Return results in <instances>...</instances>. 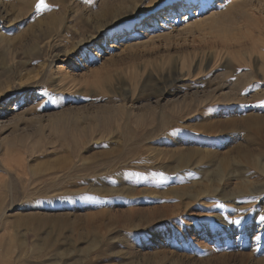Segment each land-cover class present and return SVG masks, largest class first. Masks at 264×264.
<instances>
[{
  "label": "rangeland",
  "instance_id": "obj_1",
  "mask_svg": "<svg viewBox=\"0 0 264 264\" xmlns=\"http://www.w3.org/2000/svg\"><path fill=\"white\" fill-rule=\"evenodd\" d=\"M1 1L10 12L0 22L1 264L264 261V173L217 170L214 158L246 144L248 117L264 135V0H191L188 14L179 10L186 0H139L115 25L110 11L133 0H70L71 28L53 31V48L41 46L59 3L45 0L37 13V0ZM171 8L173 21L142 23ZM210 51L201 70L159 78L174 58ZM208 91L222 100L200 104ZM176 98L182 120L171 107ZM187 149L214 153L189 154L179 167ZM26 212L58 215L64 225L39 229L52 244L35 255L27 233L19 257L16 240L25 237L14 215Z\"/></svg>",
  "mask_w": 264,
  "mask_h": 264
},
{
  "label": "bare ground",
  "instance_id": "obj_2",
  "mask_svg": "<svg viewBox=\"0 0 264 264\" xmlns=\"http://www.w3.org/2000/svg\"><path fill=\"white\" fill-rule=\"evenodd\" d=\"M10 1V0H9ZM23 2V0H21ZM33 1V0H32ZM55 2L59 3L60 6L55 9L57 11H52V12H49L50 14H52L50 17L48 15L50 14H46L48 20H46V22L48 24H50L51 28H49V33L48 35H46V37H49L44 43V45L41 46V48L45 45H49V47H52L53 45H55V37H58L59 35H54L53 34V31L56 29H58L59 31V28H64V29H69L70 30V21H71V18H72V4H71V1L70 0H54ZM70 1V2H69ZM139 0H133L130 2L129 6L127 7H119V8H116V9H113V10H108L110 11L111 15L108 17V20H107V23H111V24H114L117 23L119 20H122L125 16H126V13H129L130 12H133L135 7H136V4ZM191 0H186L183 4H180L179 5V10H185V12L188 14L191 12V8L193 6V4H191ZM244 3V2H243ZM246 3V2H245ZM22 4V3H21ZM26 4V3H25ZM24 4V5H25ZM232 4V5H231ZM230 5L232 7H234L236 4H233L231 3ZM123 5V4H122ZM239 5V4H237ZM26 6V5H25ZM34 6V5H33ZM57 6V5H56ZM241 6V5H240ZM28 9V8H27ZM178 9H173L171 8V10H167V12H169V15H167L166 11H159L157 12L156 14L150 16L149 19H147L144 23V21H142V23L146 26V24L148 23H151L149 26L153 27V26H156V23L159 21V20H164L165 22H169V21H173L174 20V17L176 14H178ZM232 13V12H231ZM8 14H10L9 12V8L7 6H5L2 1L0 0V22L2 21H6V19H8ZM45 15V16H46ZM108 15V14H106ZM131 15V14H130ZM43 19V18H42ZM9 20H12V17L10 16L9 17ZM44 20V22H45ZM40 21V20H39ZM104 22V21H103ZM3 23V22H2ZM107 23L105 24H102L100 26H98L96 30V33L98 34H91V35H87L85 36L83 34V36H81V39L80 41L78 40L79 43L83 42L84 40H89L96 37L97 35H99L103 30L102 28L103 27H106ZM9 26H11V23L8 24ZM2 26V24H1ZM48 25H46L47 27ZM138 28V26H137ZM40 29V28H39ZM47 28H45L46 30ZM63 30V29H62ZM47 31V30H46ZM57 31V33H58ZM65 31V30H64ZM83 31V30H81ZM72 32V31H71ZM4 33V32H2ZM0 32V43L2 41L5 40V37L4 35ZM83 33V32H82ZM90 33V32H89ZM80 34V33H79ZM254 34V33H253ZM134 34L132 35H129V37L133 36ZM235 35V34H234ZM78 36V35H77ZM62 37V34L61 36ZM59 37V38H60ZM80 37V36H79ZM13 39V38H12ZM62 39V38H61ZM76 39V37H75ZM131 38H128L127 40H130ZM36 40V39H35ZM63 40V39H62ZM70 40H72V37L70 38ZM126 40V41H127ZM41 39L39 40V43H40ZM225 41V40H224ZM227 41V40H226ZM225 41V42H226ZM232 42V40H231ZM38 43V44H39ZM61 43V42H60ZM59 44V43H58ZM225 44V43H224ZM60 45V44H59ZM235 45V44H234ZM252 45V44H251ZM32 46V45H31ZM254 46V45H253ZM36 47V46H35ZM47 47V46H46ZM45 47V48H46ZM49 47H47L46 49H48ZM17 48V47H16ZM40 48V47H39ZM38 48V50H39ZM53 48V47H52ZM223 48V47H222ZM231 48V43L228 44V45H225L224 49L228 51V49ZM58 49V48H57ZM56 49V50H57ZM65 49V48H64ZM33 50V49H32ZM41 50V49H40ZM45 51V50H44ZM53 51V50H52ZM55 51V50H54ZM59 51V49H58ZM57 51V52H58ZM66 51V50H65ZM221 52V51H220ZM215 52L213 51H210L209 54H202V55H193L192 58L188 61L187 60H184L182 59L181 57H176L174 58V60L172 61V63L167 67L165 68V73H166V76H164V73L161 74V76L159 78H163L165 79V77H167V79L171 80V82L173 81H177L179 79H181V77L186 73L189 72V68H194V67H197L199 70H201V67L203 64L205 63H208L210 61V58L214 55ZM53 59V58H52ZM170 59V58H169ZM182 59V60H181ZM12 60V59H11ZM14 62V61H13ZM25 65V64H24ZM23 67V66H22ZM185 67L187 69H185ZM224 68V67H223ZM16 70V69H15ZM157 71V70H156ZM191 71V70H190ZM164 72V71H163ZM200 72V71H199ZM159 73V72H157ZM161 73V72H160ZM21 74V72H20ZM151 74V73H150ZM153 74V73H152ZM22 75V74H21ZM159 75V74H158ZM232 75V74H231ZM198 76V75H197ZM202 76V75H201ZM214 76V75H213ZM156 77V76H155ZM247 77V76H246ZM158 80V79H156ZM244 80V79H243ZM73 81V80H72ZM232 81V80H231ZM159 82V81H158ZM163 82V80H162ZM161 82V83H162ZM160 83V82H159ZM224 83V82H223ZM242 78H237L234 82H232V86L234 88H239L242 84ZM245 83V82H244ZM230 85V84H229ZM59 87V86H58ZM230 88V87H229ZM162 93V92H161ZM212 91H208L207 94L202 98V99H199V103L200 104H206V105H212L213 102L215 101H220L222 100L220 98V100H218V98L212 93ZM256 94V93H255ZM215 97V98H214ZM223 100H227V103L228 101L231 102L234 101V98L232 97H229V98H226V99H223ZM198 103V104H199ZM241 103V102H239ZM16 105L13 104L10 108L6 109V110H10L12 107L14 109ZM183 104L181 103V101H177V98L175 101H173V103H171V107L173 108V111L174 113L178 114L177 116L179 117L178 119L182 120L184 117H185V114L184 113H181L182 111V107ZM213 107V106H212ZM215 107V106H214ZM215 109V108H214ZM187 113V112H186ZM95 115V114H94ZM96 117V116H95ZM160 117V116H159ZM192 117V116H191ZM97 118V117H96ZM161 118V117H160ZM98 119V118H97ZM100 119V117H99ZM199 121H203L204 117H200L198 118ZM174 120V119H173ZM243 126L245 128H247L249 130V136L248 138L246 139V144L241 146L238 144H236L235 146H229L230 150L228 152H226L224 155H222L221 157L217 156L218 154H215L214 155V158L217 162V170H232V167H234L233 170H236L235 169V166L237 165H240L241 167H243V169L245 167H253V168H256L258 170L261 171V173H264V163L261 161L262 159L257 156V154L259 153V149L260 147L258 145H260L261 147L264 146V135L262 134V125L259 123V121L257 120V118L255 117H248L244 120L243 122ZM255 146H258V147H255ZM214 152H211V151H206V150H201V149H187V150H184V151H181L178 153V158L180 159L178 161V163H183L181 164L179 167H183L185 165V163L187 162V159H188V155L189 154H192V155H197L199 156V160L201 159H204V158H207L209 156H211ZM231 159V161H230ZM142 161V160H141ZM219 176H220V173H218ZM221 181V180H219ZM248 181L245 180V181H241V185L246 187ZM90 191H93V192H99V193H102L105 195V192L107 191H100L98 189H91ZM252 192H258V191H252ZM49 200V199H48ZM51 200V199H50ZM2 210V209H1ZM1 212V211H0ZM6 212V211H5ZM5 212L1 213L0 214V217L2 218V215L5 214ZM5 216V215H4ZM16 216L15 217V221L16 222V226L17 227H22L24 230V237L23 239H20L19 241L18 238L16 240V242H19L20 244V248L21 250H19V255H22L23 252H25V241H26V238H27V233L29 232H32L34 234V239L32 241V244H31V250L32 251V254L35 255V254H38V253H41V251L43 250H46L47 248H49L51 246V239H50V234L49 232L46 233V234H43V233H40L39 232V229L40 228H44L45 226H53V227H56V228H59L61 226H63V222L60 221V223H58V220H59V216L58 215H48V214H45V213H39L38 215H34V213H28L26 212V215L24 216H17V215H14ZM8 217V216H7ZM10 218V217H9ZM4 219V218H3ZM7 220V218H5ZM61 219V218H60ZM57 221V222H56ZM9 222V226L11 225L10 221ZM62 222V224H61ZM13 223V222H12ZM66 223V222H65ZM15 224V223H14ZM13 226V224H12ZM19 230V229H18ZM17 230V231H18ZM58 231V230H57ZM17 233V232H16ZM17 235V234H16ZM22 235V236H23ZM21 236V238H22ZM57 238V237H56ZM7 245V244H6ZM7 249V248H5ZM52 249V248H51ZM28 251V250H27ZM11 252H14V251H11ZM46 252V251H45ZM63 252V251H62ZM52 253V252H51ZM55 253V252H54ZM61 253V252H60ZM55 255V254H54ZM52 256V255H51ZM21 257V256H19ZM38 257V256H37ZM58 257V256H57ZM4 260V259H2ZM41 262V261H40ZM50 262V261H49ZM55 262V261H54ZM2 263V262H1ZM0 263V264H1ZM260 264H264V261L262 262H259ZM41 264V263H39ZM53 264V263H52Z\"/></svg>",
  "mask_w": 264,
  "mask_h": 264
},
{
  "label": "snow or ice",
  "instance_id": "obj_3",
  "mask_svg": "<svg viewBox=\"0 0 264 264\" xmlns=\"http://www.w3.org/2000/svg\"><path fill=\"white\" fill-rule=\"evenodd\" d=\"M49 5L45 3V0H37V3L35 5L36 12H41L42 10L48 8ZM261 219H264V217H261Z\"/></svg>",
  "mask_w": 264,
  "mask_h": 264
}]
</instances>
